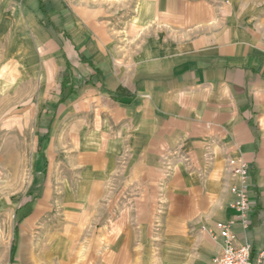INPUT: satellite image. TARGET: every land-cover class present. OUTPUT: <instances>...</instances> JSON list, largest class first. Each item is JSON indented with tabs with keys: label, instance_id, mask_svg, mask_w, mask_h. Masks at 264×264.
<instances>
[{
	"label": "crops",
	"instance_id": "1",
	"mask_svg": "<svg viewBox=\"0 0 264 264\" xmlns=\"http://www.w3.org/2000/svg\"><path fill=\"white\" fill-rule=\"evenodd\" d=\"M0 57L56 101L45 134L62 128L60 176L82 190L73 198L93 206L109 189V204L125 207L92 230V264H117L129 222L150 219L162 224L157 264H213L222 238L211 230L237 214L231 157L248 163L255 202L251 227L233 229L263 242L264 0H137L123 11L117 0H0ZM69 215L70 249L87 219Z\"/></svg>",
	"mask_w": 264,
	"mask_h": 264
},
{
	"label": "rangeland",
	"instance_id": "2",
	"mask_svg": "<svg viewBox=\"0 0 264 264\" xmlns=\"http://www.w3.org/2000/svg\"><path fill=\"white\" fill-rule=\"evenodd\" d=\"M125 1L117 0L118 11L134 8L137 2L127 0L125 5ZM9 58L0 57V264H64L69 258L92 264L99 254L92 230L109 224V215H119L125 207L109 204V189L106 198L94 201L93 206H85L84 196L73 198L81 196L82 190L70 188L60 176L68 172L60 166L67 152V143L62 147L60 140L62 128L53 140L45 134L52 116L46 105L56 101L40 92L39 79L14 76ZM47 156L50 160L56 156L57 164L51 165ZM71 212L87 221L74 222L80 224L81 236L69 249L60 231ZM129 224L132 235L124 238L127 246L118 252L116 263L157 264L156 248L163 241L157 232L162 224L150 219L148 230L145 223L142 230L138 222Z\"/></svg>",
	"mask_w": 264,
	"mask_h": 264
},
{
	"label": "built area",
	"instance_id": "3",
	"mask_svg": "<svg viewBox=\"0 0 264 264\" xmlns=\"http://www.w3.org/2000/svg\"><path fill=\"white\" fill-rule=\"evenodd\" d=\"M233 174L239 183L231 187V191L238 195L233 207L236 209V219L231 221H218L211 230L213 235L218 234L222 238L219 254L213 260V264H264V240L255 247L251 240L239 241L238 234L234 231L235 223L244 229H249L253 223L252 213L255 202L249 194L248 175L250 167L241 158L228 159Z\"/></svg>",
	"mask_w": 264,
	"mask_h": 264
},
{
	"label": "trees",
	"instance_id": "4",
	"mask_svg": "<svg viewBox=\"0 0 264 264\" xmlns=\"http://www.w3.org/2000/svg\"><path fill=\"white\" fill-rule=\"evenodd\" d=\"M67 82V79L64 78L63 83H62V90H65V83ZM69 89L71 90V88L69 87Z\"/></svg>",
	"mask_w": 264,
	"mask_h": 264
}]
</instances>
